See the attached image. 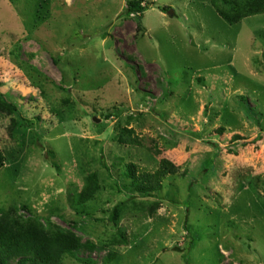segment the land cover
I'll return each mask as SVG.
<instances>
[{
	"label": "rangeland",
	"instance_id": "rangeland-1",
	"mask_svg": "<svg viewBox=\"0 0 264 264\" xmlns=\"http://www.w3.org/2000/svg\"><path fill=\"white\" fill-rule=\"evenodd\" d=\"M127 1L0 0V211L78 238L61 264H264V13Z\"/></svg>",
	"mask_w": 264,
	"mask_h": 264
},
{
	"label": "trees",
	"instance_id": "trees-1",
	"mask_svg": "<svg viewBox=\"0 0 264 264\" xmlns=\"http://www.w3.org/2000/svg\"><path fill=\"white\" fill-rule=\"evenodd\" d=\"M212 4L222 20L229 25L236 24L245 17L264 13V0H212ZM161 11L164 12L166 9L162 8ZM123 12L127 16L135 15L141 28V19L145 12L142 1H127ZM3 104L7 107L11 105L6 102ZM11 108L16 110L15 106ZM210 144L217 146L213 142ZM4 161L0 152V168ZM175 172V167L169 161L163 160L152 175L148 173L136 175L135 167L127 166L124 177L130 180L128 188L140 192L143 196H149L152 191L160 188L166 175ZM95 185L92 184L94 188L89 187L77 195L75 202L81 204L91 199L98 190ZM122 210V205L112 209L108 217L109 222L116 224ZM81 247L79 239L70 232L47 229L36 220L18 215L13 208L0 211V264H61L63 255H73ZM187 250L188 246L182 252L184 261L187 260ZM78 261L91 264L87 259Z\"/></svg>",
	"mask_w": 264,
	"mask_h": 264
},
{
	"label": "water",
	"instance_id": "water-1",
	"mask_svg": "<svg viewBox=\"0 0 264 264\" xmlns=\"http://www.w3.org/2000/svg\"><path fill=\"white\" fill-rule=\"evenodd\" d=\"M168 14H169V15H171V14H172V12H169ZM94 121H96V120L94 119Z\"/></svg>",
	"mask_w": 264,
	"mask_h": 264
}]
</instances>
